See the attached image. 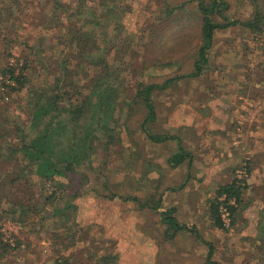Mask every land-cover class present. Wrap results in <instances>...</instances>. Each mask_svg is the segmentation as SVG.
Instances as JSON below:
<instances>
[{
  "label": "rangeland",
  "instance_id": "1",
  "mask_svg": "<svg viewBox=\"0 0 264 264\" xmlns=\"http://www.w3.org/2000/svg\"><path fill=\"white\" fill-rule=\"evenodd\" d=\"M213 1L212 20L230 27L215 31L209 63L201 75L190 78L202 45L201 7H210ZM36 3L25 0L19 11L27 9L21 22L24 34L33 38L42 34L27 8ZM101 11L105 15L108 9ZM116 11L119 14L109 19L113 27L106 29L105 40L91 43V49L97 57L103 50L116 70L122 96L116 112L120 141L108 151L100 147L91 163L53 181L49 189L56 196L51 205L42 199L41 185L22 184L23 196L33 193L42 201L30 215L32 225L5 221L0 207L3 240L13 246L20 240L3 264H61L58 255L80 264H264L259 240L264 216V26L258 34L243 25L257 15L264 23V0H119ZM117 21L122 25L118 31L114 30ZM57 36L53 30L41 41L44 57L39 63L33 60L30 77L54 83L64 77V65L80 75L75 79L101 74L89 60L77 61L69 51L58 60L65 39ZM178 77L152 94L156 119L146 123L148 110L137 97L140 85L161 86ZM69 83L66 80L65 85ZM25 97V93L12 96L2 105L9 107L10 121L4 135H16L17 117L26 127ZM148 133L172 139L157 143ZM178 152L188 159L177 167L180 170L169 164ZM213 165L220 169H210ZM189 169V178L182 183L181 173L185 176ZM209 175L215 179L211 185ZM237 179L245 189L242 205L236 202L230 208L232 226L223 228L221 221V227L216 223L213 208L217 205L219 217L218 206L227 196L217 199L218 194ZM186 182H191L188 194L184 190L189 183L181 190ZM172 188L181 193L168 194ZM0 193V197L8 194ZM189 198L195 200L186 206ZM162 209L174 210L184 229H169L162 221ZM59 233L63 238L52 245L50 238Z\"/></svg>",
  "mask_w": 264,
  "mask_h": 264
},
{
  "label": "trees",
  "instance_id": "2",
  "mask_svg": "<svg viewBox=\"0 0 264 264\" xmlns=\"http://www.w3.org/2000/svg\"><path fill=\"white\" fill-rule=\"evenodd\" d=\"M24 1L0 0V119L7 115V119L0 121V191L8 193L0 197V207L6 213L5 221L28 227L32 225L30 215L42 201L40 196L35 198L33 193L23 196L20 193L22 184L32 182L41 185L44 193L42 199L46 201V205H51V199L56 196V192L50 193L49 189L53 181L66 178L77 172L85 163H91L100 147L108 151L114 144L119 143L122 129L118 130L121 127L116 119V112L122 96L116 87V70L107 61L104 51L101 50L100 56L97 57L91 49V43H95L99 38L105 40L106 29L113 27L109 24V19L119 14L116 11V2L119 0H38L39 3L27 7L30 9L32 20L39 22L35 27L40 28L42 34L36 38L24 34L25 23L21 20L27 9L19 13ZM92 2L93 6L90 5ZM215 7L216 1H213L210 7H201L204 17L202 45L194 71L187 75L190 78L201 75L209 63L208 53L213 46L215 31L230 27V23H214L210 14L216 11ZM48 8L57 13H48ZM103 8L108 9L105 15L101 11ZM34 10L39 11L42 16H38V12ZM80 23L81 28L78 27ZM115 25L114 30L117 31L122 26L119 21ZM243 25L259 31L258 34L263 32L264 23L258 15ZM53 30L58 33L57 40L65 39L58 60L64 59L69 51L71 55H75L77 61L89 60L93 69H101V74L75 79V76L80 75H74L70 67L64 65V77L55 79L54 83L46 80L38 82L37 77H30L33 60L39 63L38 60L44 57L40 47L41 41H46V37H49ZM79 49L81 51L78 54ZM30 54L35 57L31 59ZM180 78L170 79L161 86L140 85L137 97L148 110L146 123L156 119V111L151 101L152 94L167 88L170 83ZM66 80H69V85H65ZM83 80L90 82L86 85L82 83ZM23 93L26 94L28 105L27 125L22 127L17 117L14 124L16 135H4L6 123L10 121L9 107L2 105L10 101L12 96ZM145 131L148 132L146 129ZM31 132L34 133L29 135ZM148 134L155 142L160 139V136ZM161 141H164V138ZM174 160L173 167L180 165L184 161L183 153L179 152ZM238 182L237 179L223 187L217 199L226 194L227 198H233L237 204L242 205L245 189ZM158 208L159 204L154 207L156 210ZM262 209L264 212V205ZM173 214L172 209L162 212L163 223L167 224L169 229H184ZM47 215H51V211ZM213 217L220 226L217 205H214ZM60 220L62 221V218ZM261 220L259 240L264 249V216ZM62 225L63 222L60 223L61 227ZM57 238L62 239L63 233L50 238L52 245L57 242ZM18 241L20 240L13 246L14 243L4 241L3 233H0V264L19 248ZM212 254L213 250L210 249L209 257ZM57 261L61 264H80L62 255L57 256Z\"/></svg>",
  "mask_w": 264,
  "mask_h": 264
},
{
  "label": "crops",
  "instance_id": "3",
  "mask_svg": "<svg viewBox=\"0 0 264 264\" xmlns=\"http://www.w3.org/2000/svg\"><path fill=\"white\" fill-rule=\"evenodd\" d=\"M158 136H160V135H158ZM161 136H163V138H165V136L164 135H161ZM161 136L159 137L160 139V141L158 140V142L157 143H163V142H165V141H167V140H169V139H172V137H168L166 140H164V141H161L162 139H161ZM179 153V152H178ZM178 153H176L175 155H173V157L169 160V164H170V166L172 167V168H177V167H180L181 166V164H183V163H185L188 159H187V157H185L184 156V161H182V163L180 164V166L178 165L177 167H173L174 165V157L178 154ZM216 164V163H215ZM177 169H179L180 170V168H177ZM210 169H220V166H216V165H213V166H211L210 167ZM190 171V169L189 170H187V173H186V175L185 176H183L182 175V173H181V177H180V179H182L183 181H182V183L187 179V178H189V175H188V172ZM214 180L215 179H212V178H210V175H209V178H208V180H207V183H208V185H211L213 182H214ZM182 183L179 185V187L182 185ZM188 183L189 182H186V183H184L183 184V186H181V188L182 187H184V188H182L181 190H184L185 189V187H187V185H188ZM185 185V186H184ZM190 185H191V182L189 183V185H188V188L187 189H185L184 191H185V193L186 194H188L189 193V190H190ZM172 187H174V186H172ZM181 190H179L178 188H172V189H170L168 192V194H170L171 195V193H177V194H179V193H181L180 191ZM173 191H176V192H173ZM188 198V197H187ZM190 200V201H189ZM193 200H195V198H189L187 201H185L186 202V206H188V205H192V202H193ZM176 204V203H175ZM194 206H195V204H193ZM196 207V206H195ZM191 207H188L187 209H189V211L191 212L192 211V209H190ZM171 210V209H170ZM193 210H196V209H193ZM161 211H163V212H165V211H167L166 209H162ZM192 213V212H191ZM192 215H193V213H192ZM173 217H175L174 216V214H173ZM178 221V220H177ZM179 223V222H178ZM180 224V223H179ZM181 226H183V225H181Z\"/></svg>",
  "mask_w": 264,
  "mask_h": 264
},
{
  "label": "built area",
  "instance_id": "4",
  "mask_svg": "<svg viewBox=\"0 0 264 264\" xmlns=\"http://www.w3.org/2000/svg\"><path fill=\"white\" fill-rule=\"evenodd\" d=\"M221 201L225 204H221L218 208L219 218L223 228H230L233 223L232 210L230 208L236 205V200L224 197Z\"/></svg>",
  "mask_w": 264,
  "mask_h": 264
}]
</instances>
